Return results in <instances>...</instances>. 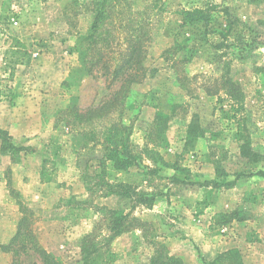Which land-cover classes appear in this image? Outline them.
Returning a JSON list of instances; mask_svg holds the SVG:
<instances>
[{
  "label": "rangeland",
  "instance_id": "rangeland-1",
  "mask_svg": "<svg viewBox=\"0 0 264 264\" xmlns=\"http://www.w3.org/2000/svg\"><path fill=\"white\" fill-rule=\"evenodd\" d=\"M91 1L0 0V128L23 146L12 156L0 134V264H12L4 245L23 217L19 201L40 243L62 264H92L81 241L98 224L104 234L110 216L102 206L152 221L150 238L188 264H209L188 226L216 243L229 235L224 227L239 225L235 216L245 217L238 227L245 236L234 240L245 245L246 264H264V161L241 156L237 135L241 121L252 147L264 153V0H131L134 11L155 3L150 12L159 28L146 60L154 75L134 85L133 106L122 118L133 128L137 154L122 168L103 146V130L114 120L73 122L68 112L74 101L81 110L102 103L120 84L110 89L101 68L84 72L80 43L94 20ZM185 9H201L204 18L184 21ZM227 74L245 92L241 110L221 88ZM159 111L170 115L166 143L149 148L186 171L155 163L143 148ZM193 118L206 134L186 145ZM14 164L22 187L12 194ZM217 165L226 173L218 179L238 176L234 187L200 183L217 177ZM157 166L159 175L148 169ZM111 250L115 256L102 254L100 264H152L155 254L138 229L115 237ZM22 259L44 264L29 250Z\"/></svg>",
  "mask_w": 264,
  "mask_h": 264
},
{
  "label": "trees",
  "instance_id": "trees-1",
  "mask_svg": "<svg viewBox=\"0 0 264 264\" xmlns=\"http://www.w3.org/2000/svg\"><path fill=\"white\" fill-rule=\"evenodd\" d=\"M155 3L148 5L142 11H134L131 0H92L90 7L95 15L94 20L90 29L81 36L80 46L82 49L80 51V59L84 72L92 74L96 68H101L107 81L111 78L110 82L107 83L110 89L115 84H120L102 103L90 106L86 110H81L78 102L74 101L69 106L68 112L71 113L69 116L74 119L73 122L79 121L87 124L98 123L103 119L114 120L109 124L111 127L105 126L102 134L104 136L103 146L106 149L105 151H107V156L116 161L118 168L134 163L137 158V154L134 153V143L131 140L133 128L131 124L124 123L122 118L124 112L133 106L134 85H140L148 76L154 75L155 68L149 67L146 64V60L149 47L155 40L156 31L154 33L153 30H158L159 28H156V22H154L152 13L150 12V10L152 12L156 10ZM120 6L124 8V18L121 17L123 9L121 10ZM203 14L204 12L201 9H185L184 21L200 20L204 18ZM121 27L124 30L127 29V32L124 31L123 41L120 37ZM167 50L170 51V49ZM221 88H224L231 99L235 101L237 106L236 111L244 108L245 92L232 76L227 74L223 77ZM169 120V114L163 111L156 113L153 123L149 129H146L143 148L152 153L151 156L155 163L168 167L172 166L179 170L181 167L178 168L175 164L171 165L159 151L149 148V145L161 146V143H166L165 133L169 126ZM240 122L238 123L240 130L237 132V135L240 141H242L240 144L241 156L246 157L253 163L264 161V153L252 147L247 135L242 131ZM1 133L5 135L3 136L4 139L7 137L8 148L12 150L9 153L12 156L17 155L23 149V146L13 141V137L8 130L0 128ZM205 134V127L196 118H193L188 125L186 145L194 143L198 138L204 137ZM148 169L153 174L159 175V166L148 167ZM181 169L186 171L185 167ZM224 174H226L225 171L217 165V177L200 183L202 185H214L215 187H234L238 176L231 180L218 179V177ZM171 180L176 183L185 182L176 176L171 177ZM8 187L12 194L16 192V188L13 187L11 180L8 181ZM162 194L163 192L154 193V195H150L151 198L149 200L154 203L156 197ZM206 202V206H209L208 201ZM19 204L23 217L11 242L4 245L5 249L13 254L12 264H25L22 256L28 250L41 259L44 264H62L58 256L47 251L40 243L36 232L32 228L33 220L31 216L25 213L21 201H19ZM101 208L109 214L110 222L106 225L103 235H101L103 228L98 224L92 231L82 237L81 254L83 259L88 263L89 259H92V264H100L99 257L102 254L107 255L108 258L114 257L115 255L111 250V243L114 238L122 233L138 229L142 231L146 242L155 249V254L151 259L152 264H188L182 257L173 254L166 243L150 238L146 228L149 227L151 229L153 227L152 221L142 219L130 212H120L117 209L106 206H102ZM218 216L222 217V219L224 218L222 224H226L228 213L221 212ZM233 220L241 221L245 220V217L235 216ZM98 236H101L99 237L101 239H98ZM208 263L246 264L242 251L238 247H232L218 253Z\"/></svg>",
  "mask_w": 264,
  "mask_h": 264
},
{
  "label": "crops",
  "instance_id": "crops-1",
  "mask_svg": "<svg viewBox=\"0 0 264 264\" xmlns=\"http://www.w3.org/2000/svg\"><path fill=\"white\" fill-rule=\"evenodd\" d=\"M6 127H8V126H6ZM69 163L73 166V160L72 161L69 160L67 164H69ZM73 167L76 169V166H73ZM11 168H13V170H14V173H13L14 183H13V185L15 188L21 189L22 186L18 180L19 179L18 171L15 172V170L17 168L16 164L12 165ZM245 220H247V219H245ZM245 220L238 221V224H239L238 226H236V225L233 226L232 225L233 223H232V224L224 227L223 230L229 231V235H226L224 237V240H220L216 243H213L211 240L207 239L208 237L204 235L202 228L201 229H198V228L193 229L191 227L189 228V226H188L187 230L191 233L190 238L194 240L192 242L195 245L200 247V249L202 250V253L204 254V256L206 258V260L210 261V260H213L218 255V253L225 251L227 249H230L232 247H238L243 252L245 245L241 241L237 242V240H234V239H240L241 240L242 239L241 237L245 236V229L243 231H241V229H238L239 226H241V227L244 226L242 224H244L246 222ZM210 223H212V222H210ZM226 239H230V240L227 241Z\"/></svg>",
  "mask_w": 264,
  "mask_h": 264
}]
</instances>
